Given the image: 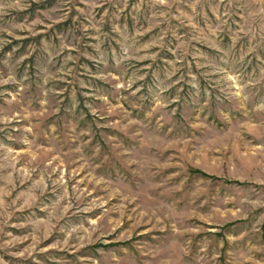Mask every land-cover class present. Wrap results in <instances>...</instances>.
I'll use <instances>...</instances> for the list:
<instances>
[{
	"label": "rangeland",
	"instance_id": "obj_1",
	"mask_svg": "<svg viewBox=\"0 0 264 264\" xmlns=\"http://www.w3.org/2000/svg\"><path fill=\"white\" fill-rule=\"evenodd\" d=\"M0 264H264V0H0Z\"/></svg>",
	"mask_w": 264,
	"mask_h": 264
}]
</instances>
